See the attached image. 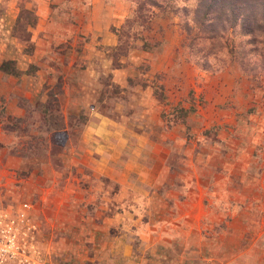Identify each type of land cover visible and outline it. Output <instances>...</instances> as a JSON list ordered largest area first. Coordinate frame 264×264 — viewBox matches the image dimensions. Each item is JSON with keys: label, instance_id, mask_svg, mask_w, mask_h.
Masks as SVG:
<instances>
[{"label": "rangeland", "instance_id": "1", "mask_svg": "<svg viewBox=\"0 0 264 264\" xmlns=\"http://www.w3.org/2000/svg\"><path fill=\"white\" fill-rule=\"evenodd\" d=\"M202 1L0 0V264H264V3ZM147 86L190 139L168 159L196 153L197 215L76 161L88 112L129 114Z\"/></svg>", "mask_w": 264, "mask_h": 264}, {"label": "crops", "instance_id": "2", "mask_svg": "<svg viewBox=\"0 0 264 264\" xmlns=\"http://www.w3.org/2000/svg\"><path fill=\"white\" fill-rule=\"evenodd\" d=\"M45 29L40 19L32 31L35 47L28 60L48 72L52 71L51 64L60 63L63 55L50 45L43 33ZM88 82L82 80L77 84L86 86ZM157 102L147 86L139 100L134 98L133 111L129 114L120 111L121 114L113 117L97 110L89 111L75 147L76 161L92 175L116 183L122 198L133 194L135 199L146 200L150 206L153 200L163 199L164 192L170 199L188 206L184 214L197 215L196 208L203 206L207 187L198 177L196 153H187L186 157L172 161L168 159L172 151L179 153L186 148L190 152L185 147L190 139L179 127H164L162 105ZM222 179L214 176L211 181L221 183ZM167 186L172 188L168 190Z\"/></svg>", "mask_w": 264, "mask_h": 264}, {"label": "trees", "instance_id": "3", "mask_svg": "<svg viewBox=\"0 0 264 264\" xmlns=\"http://www.w3.org/2000/svg\"><path fill=\"white\" fill-rule=\"evenodd\" d=\"M228 0H204L202 2H205L206 5H205V11L208 10L211 6H213L214 4H224L225 2H227ZM236 2H241V1H244V0H234ZM253 1H258V2H261L262 4L264 3V0H253ZM204 15H208L205 14ZM219 15V14H218ZM262 17L264 18V11L262 12Z\"/></svg>", "mask_w": 264, "mask_h": 264}]
</instances>
